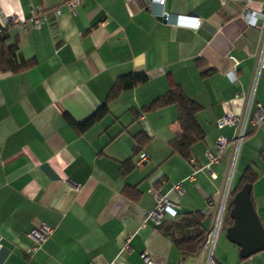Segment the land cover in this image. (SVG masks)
I'll use <instances>...</instances> for the list:
<instances>
[{"label": "crops", "instance_id": "crops-1", "mask_svg": "<svg viewBox=\"0 0 264 264\" xmlns=\"http://www.w3.org/2000/svg\"><path fill=\"white\" fill-rule=\"evenodd\" d=\"M67 1L0 0V23L12 13L27 22L7 29L6 43L18 40L20 56L34 59L21 72L0 70V264H145L144 251L154 264H196L198 253L184 257L146 220L157 204L152 189L167 192L179 213H205L208 228V203L219 196L233 149L210 167L207 152L218 153L219 136H235V125L217 121L246 114L249 92L233 188L247 167L254 169L251 198L264 227V123L253 121L256 103H264L262 18L250 24V12H262L264 0H79L74 9ZM32 4L46 9L39 27L28 22ZM137 72L148 80L121 91L85 131L68 120H86L119 76ZM171 81L202 105L196 119L205 138L190 159L171 145L179 129L176 106L143 111ZM142 134L149 141L136 152ZM142 153L148 160L138 166ZM128 162L134 167L122 171ZM179 181L182 195L172 189ZM41 223L53 233L37 247L29 233ZM228 226L216 245L217 264H264V249L240 256ZM131 234L130 248L122 249Z\"/></svg>", "mask_w": 264, "mask_h": 264}, {"label": "trees", "instance_id": "trees-1", "mask_svg": "<svg viewBox=\"0 0 264 264\" xmlns=\"http://www.w3.org/2000/svg\"><path fill=\"white\" fill-rule=\"evenodd\" d=\"M6 32L7 30L4 31L3 37L0 38V70L5 72L24 71L34 64V59L26 60L20 56L18 52V40L12 44H7ZM213 71L212 68H209L202 71V74L204 76L209 75ZM147 80L148 75L145 72L121 75L116 79L109 90L106 102L94 114L82 122H75L69 117L67 118L77 130L83 132L108 112V103L115 99L121 91L133 88ZM169 104H174L178 110L179 126L176 136L171 140V145L174 152L179 153L186 159H190L192 157V147L194 144L205 138V133L196 119L197 113L202 110V105L188 97L179 84L171 81L169 90L146 105L143 111L147 112L159 109ZM136 138V152H139L149 141V137L142 134L141 136H136ZM133 167L134 165L128 162V165H123L122 171L126 172ZM257 178L258 175L254 169L247 167L236 188H234V193L241 189L246 183L253 185ZM206 219V214L202 211H189L186 213H179L178 216L172 220H163L158 225L164 233L172 238L173 243L182 252L183 256L187 257L195 256L199 252L207 231ZM225 221L229 225L233 222L229 212L226 215Z\"/></svg>", "mask_w": 264, "mask_h": 264}, {"label": "built area", "instance_id": "built-area-1", "mask_svg": "<svg viewBox=\"0 0 264 264\" xmlns=\"http://www.w3.org/2000/svg\"><path fill=\"white\" fill-rule=\"evenodd\" d=\"M130 2L132 0H126ZM159 4L164 5L166 0H157ZM241 1V0H239ZM79 3V0H69L65 4L74 9ZM264 6V3H263ZM55 15L59 16L61 14V7L56 6L53 8ZM249 13L250 10L246 9L243 15ZM251 16H253V20L250 21V24L257 25L258 18H262L260 30L262 34L261 43L258 49L259 55V63L258 68L264 67V8L263 11L257 13L256 11L250 12ZM162 16L168 19V13H163ZM258 17V18H257ZM47 20L46 9L42 6L31 5L30 6V14L28 18V22L35 27H39ZM21 23L24 28H27V22L21 18L17 13H12L10 15H6L2 18L0 23V38L3 37L4 31L9 29L12 25ZM201 20L197 22V27L200 25ZM244 107L246 109L245 113L247 114L250 111V106L252 104V92H249L244 97ZM235 115L233 113H228L217 121L218 126L225 125H235L237 127L236 134L232 138H227L225 136H219L217 140L218 153L212 154L207 152L209 161L206 167H210L211 164L219 162L221 158L226 153L228 147H231L233 150L230 155L229 160V169L224 180L222 189L219 192V196L217 199H210L209 206L212 209V218L210 224L207 228L204 242L197 254L196 264H217L215 260V249L219 239V236L222 232V228L225 222L226 214L231 208V199L234 194L233 188V177L236 170L237 163V155L240 148V144L245 138L246 132V124H245V115ZM253 121L255 125L259 123H264V103L257 102L256 108L253 112ZM148 157L145 153L141 154L140 159L137 161V165L141 166L143 162L147 161ZM178 194L182 195L183 186L182 181L175 183L172 187ZM152 193L155 195L157 199V204L151 211L146 213V220H153L157 224H160L163 220L166 219L167 216L177 217L178 212V203L174 202L168 196L167 192H162L158 189H152ZM53 233V229L46 223H41L39 226L33 228L29 235L37 242V247L44 242L50 235ZM133 235H129L125 239V243L122 249H129L130 242ZM32 249H36V247H32ZM141 257L144 260L145 264H154V260L152 255L148 251H144L141 253ZM111 264H116L115 262Z\"/></svg>", "mask_w": 264, "mask_h": 264}, {"label": "water", "instance_id": "water-1", "mask_svg": "<svg viewBox=\"0 0 264 264\" xmlns=\"http://www.w3.org/2000/svg\"><path fill=\"white\" fill-rule=\"evenodd\" d=\"M252 185L244 184L233 195L229 215L232 224L226 229L227 238L240 247L241 257L264 249V227L251 198Z\"/></svg>", "mask_w": 264, "mask_h": 264}]
</instances>
